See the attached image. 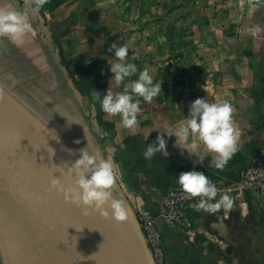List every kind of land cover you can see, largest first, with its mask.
Listing matches in <instances>:
<instances>
[{
    "label": "crops",
    "instance_id": "1",
    "mask_svg": "<svg viewBox=\"0 0 264 264\" xmlns=\"http://www.w3.org/2000/svg\"><path fill=\"white\" fill-rule=\"evenodd\" d=\"M13 7L19 9L0 0V8ZM20 7L31 29L16 42L0 36V75L13 89L33 90H25L29 103L49 107L46 115L71 152L79 156L76 150L86 146L114 162L130 186V208L156 210L163 194L181 187L177 175L193 167L234 197L231 210L209 213L193 205L189 228L160 222L164 264H264V197L241 186L243 169L264 151V0H57L46 1L39 14L31 12V0ZM255 25L260 31L251 34ZM113 41L129 46L126 59L137 66L125 82L147 68L161 83L152 101L138 97L141 111L131 129L93 96L123 90L109 71L118 59ZM200 96L233 107L239 139L227 164L216 168V154L202 142L196 151L204 159L195 163L191 149L173 146L174 136L167 137V157L145 158L147 143L186 122L190 102ZM127 225L135 230L133 220Z\"/></svg>",
    "mask_w": 264,
    "mask_h": 264
},
{
    "label": "water",
    "instance_id": "2",
    "mask_svg": "<svg viewBox=\"0 0 264 264\" xmlns=\"http://www.w3.org/2000/svg\"><path fill=\"white\" fill-rule=\"evenodd\" d=\"M66 172L0 103V239L7 264H154L134 216L136 242L110 211L85 214L50 188L51 175L67 186Z\"/></svg>",
    "mask_w": 264,
    "mask_h": 264
},
{
    "label": "clouds",
    "instance_id": "3",
    "mask_svg": "<svg viewBox=\"0 0 264 264\" xmlns=\"http://www.w3.org/2000/svg\"><path fill=\"white\" fill-rule=\"evenodd\" d=\"M45 3L46 0H31V12L39 14ZM30 29L31 23L27 12L15 7L11 10L0 8V36L9 37L16 42L22 40ZM248 31L255 34L260 31V27L255 25L249 27ZM110 50H114V56L118 59L110 65L109 71L116 85L123 82V90L114 94L107 88L102 97L100 92L95 90L93 96L99 100L103 112L119 115L123 127L135 128L138 124L137 114L141 111L138 97L144 101H152L161 93V83L153 82V76L147 68L139 71L137 79L125 82L127 77L137 73V66L126 59L129 46L124 43L118 45L113 41ZM232 112L233 107L226 99L211 101L205 96L197 97L190 102L186 122L181 123L173 131H158L154 140L147 143L143 156L151 159L160 153L167 157L169 155L167 137L174 136L173 146L186 150L187 154L188 149H191L192 156L196 158L195 163L203 162L204 157L196 151L198 144L202 142L208 152L216 154L215 167L222 169L237 151L239 133L234 126ZM191 137L195 139H190ZM75 142L79 143L78 140ZM185 144L187 147H184ZM76 151L79 152V156L66 172L70 181L68 185L65 186L60 177L51 175L50 188L62 193L66 201L71 200L82 205L85 214L91 209L107 217L110 209L113 219L126 220L127 211L123 202L112 191L116 180L114 162L98 159L95 152L89 151L86 146ZM177 183L190 196L199 197L198 202L194 204L197 211L214 213L221 208L231 210L234 207V197L228 192L221 193L215 182L204 171L195 167L181 171L177 175ZM105 204L108 205L107 208L104 207Z\"/></svg>",
    "mask_w": 264,
    "mask_h": 264
},
{
    "label": "built area",
    "instance_id": "4",
    "mask_svg": "<svg viewBox=\"0 0 264 264\" xmlns=\"http://www.w3.org/2000/svg\"><path fill=\"white\" fill-rule=\"evenodd\" d=\"M25 1L18 0L20 4ZM46 1L53 5L57 0ZM241 186L251 194L264 197V151H258L243 169ZM198 198L190 196L180 187L163 194L156 210L147 207L132 209L154 264H164L165 252L160 222L170 227L189 228L190 211Z\"/></svg>",
    "mask_w": 264,
    "mask_h": 264
},
{
    "label": "rangeland",
    "instance_id": "5",
    "mask_svg": "<svg viewBox=\"0 0 264 264\" xmlns=\"http://www.w3.org/2000/svg\"><path fill=\"white\" fill-rule=\"evenodd\" d=\"M0 89L4 92V94L6 95V97L8 99H10L12 102L17 104L22 110H24L27 114H29V116L32 118V120L35 121L47 135L50 136L53 143L60 149V151L62 153L67 155L72 162H74L75 159L78 158V156L76 154L69 151V148L67 147V145L65 144L63 139L59 136L58 129H56L57 126L55 125V124H57V122L53 121V120L51 121L48 119L46 113L49 112L48 111L49 107L46 105L39 104V103L38 104H31L28 102V100H26V97H27L26 92H29V94H32L33 90L29 91V89L28 90L25 89L26 90V92H25V90L21 91V90L13 89L12 87L9 86V84H7L3 80L2 75H0ZM134 156H135V158L137 157L136 152H135ZM120 157H122V155H120ZM115 177H116L115 184L113 185V188H112L113 194L117 198L121 199V201L123 202V205L127 211V219L124 221H119V222L125 228V230H128L127 224H129V221L132 223V220H134L133 215H132V208H130L132 204L127 199V191H126L127 188L130 186L125 187L123 185V179H122L120 171H119V173L115 172ZM104 207L107 208L108 205L105 204ZM135 207L140 208L141 206L139 204H136ZM109 211L111 212L110 209H109ZM133 236L134 235L132 234L131 237L134 238ZM136 236L137 235L135 234V238H136ZM3 262H4L3 264H7L5 257H4Z\"/></svg>",
    "mask_w": 264,
    "mask_h": 264
},
{
    "label": "bare ground",
    "instance_id": "6",
    "mask_svg": "<svg viewBox=\"0 0 264 264\" xmlns=\"http://www.w3.org/2000/svg\"><path fill=\"white\" fill-rule=\"evenodd\" d=\"M0 103L6 108L8 112L16 117V119L27 129V131L36 139V141L43 146V148L52 155L67 171L73 162L70 158L62 153L60 149L53 143L49 135H47L41 127L32 120V118L17 104L6 97L4 92L0 89ZM128 222V221H127ZM128 233L130 232L127 226ZM133 234V233H132ZM131 236V232L129 233ZM134 237V236H133ZM134 241L135 239L132 238ZM136 242V241H135ZM134 242V243H135ZM136 244V243H135Z\"/></svg>",
    "mask_w": 264,
    "mask_h": 264
}]
</instances>
